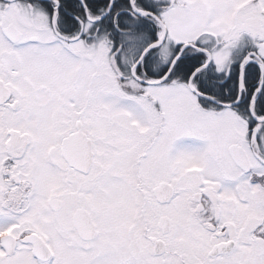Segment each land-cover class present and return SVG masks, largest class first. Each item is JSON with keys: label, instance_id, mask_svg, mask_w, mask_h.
Here are the masks:
<instances>
[{"label": "snow or ice", "instance_id": "6c2138e0", "mask_svg": "<svg viewBox=\"0 0 264 264\" xmlns=\"http://www.w3.org/2000/svg\"><path fill=\"white\" fill-rule=\"evenodd\" d=\"M0 264H264V0H0Z\"/></svg>", "mask_w": 264, "mask_h": 264}]
</instances>
